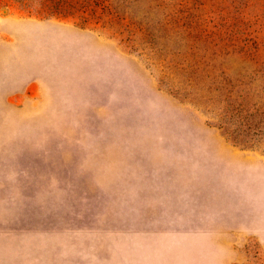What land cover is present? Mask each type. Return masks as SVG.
I'll return each mask as SVG.
<instances>
[{
    "label": "rangeland",
    "instance_id": "374dc122",
    "mask_svg": "<svg viewBox=\"0 0 264 264\" xmlns=\"http://www.w3.org/2000/svg\"><path fill=\"white\" fill-rule=\"evenodd\" d=\"M0 264H264V0H0Z\"/></svg>",
    "mask_w": 264,
    "mask_h": 264
}]
</instances>
